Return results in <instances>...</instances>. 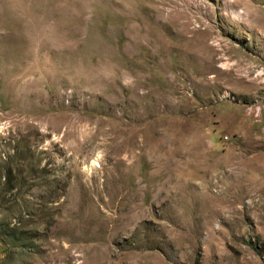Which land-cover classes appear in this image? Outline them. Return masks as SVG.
Masks as SVG:
<instances>
[{"label": "rangeland", "instance_id": "rangeland-1", "mask_svg": "<svg viewBox=\"0 0 264 264\" xmlns=\"http://www.w3.org/2000/svg\"><path fill=\"white\" fill-rule=\"evenodd\" d=\"M0 264H264V0H0Z\"/></svg>", "mask_w": 264, "mask_h": 264}]
</instances>
